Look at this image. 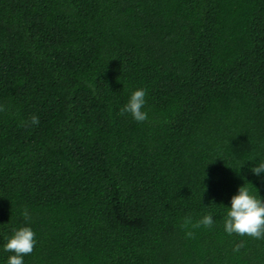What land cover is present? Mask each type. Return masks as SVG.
<instances>
[{
	"label": "trees",
	"instance_id": "16d2710c",
	"mask_svg": "<svg viewBox=\"0 0 264 264\" xmlns=\"http://www.w3.org/2000/svg\"><path fill=\"white\" fill-rule=\"evenodd\" d=\"M0 106V264H264V0H0Z\"/></svg>",
	"mask_w": 264,
	"mask_h": 264
},
{
	"label": "clouds",
	"instance_id": "9594fccd",
	"mask_svg": "<svg viewBox=\"0 0 264 264\" xmlns=\"http://www.w3.org/2000/svg\"><path fill=\"white\" fill-rule=\"evenodd\" d=\"M145 89H136L130 95L125 106L120 110L121 115L130 113L134 120L143 122L148 116L145 111H142L145 105ZM4 107L0 106V111H4ZM31 124L38 125L39 118L33 115L30 119ZM253 174L260 176L264 173V161L251 168ZM23 215L26 219L29 218V212L24 210ZM191 223V218H186L184 226L187 227ZM213 224L211 215H205L193 228H198L201 225L210 227ZM224 230L229 234H239L240 236H250L255 239L264 238V200L257 199L250 194L246 184L238 188L237 194L231 197V207L225 218ZM34 232L30 227L24 226L13 230V235L7 239L4 245L5 251L13 252L8 258V264H23V256L30 254L33 251L35 240ZM187 236L192 237L193 232L188 231ZM242 245H237L235 250H239Z\"/></svg>",
	"mask_w": 264,
	"mask_h": 264
}]
</instances>
